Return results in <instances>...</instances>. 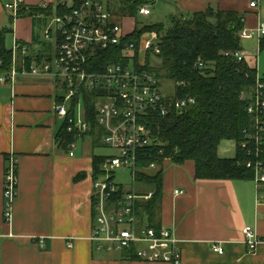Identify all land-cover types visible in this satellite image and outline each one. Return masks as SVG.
<instances>
[{
    "label": "crops",
    "instance_id": "0c3cea01",
    "mask_svg": "<svg viewBox=\"0 0 264 264\" xmlns=\"http://www.w3.org/2000/svg\"><path fill=\"white\" fill-rule=\"evenodd\" d=\"M12 1L0 0V31H7V49L12 51L17 43L27 46V70L34 61L53 60L56 42L45 36L52 18L37 12L13 20L5 10ZM25 2L30 8H41L56 0ZM159 2L184 19L208 8L235 11L245 16L246 30L254 27L253 14L259 22L264 18V0L258 9L250 8L251 0ZM123 27L127 35L136 29ZM22 60L17 63L20 74L15 81H0V264H164L132 259L129 252L96 250L91 241L93 158L108 155H96L83 146L81 155L74 151L71 157L70 149L57 142L64 122L56 116L54 104L64 91L51 75L23 72ZM87 137L93 148L104 146L96 135L80 139ZM222 145L221 158L236 157L237 143L236 148ZM10 155L18 160L19 186L12 220L6 223L4 179ZM177 190L184 193L176 195ZM158 226L173 231L182 253L181 264H264V243L250 252L244 235V229L251 227L264 239V191L257 194L255 180H197L193 162H167ZM214 245H221L224 254H218Z\"/></svg>",
    "mask_w": 264,
    "mask_h": 264
},
{
    "label": "built area",
    "instance_id": "2783aa9c",
    "mask_svg": "<svg viewBox=\"0 0 264 264\" xmlns=\"http://www.w3.org/2000/svg\"><path fill=\"white\" fill-rule=\"evenodd\" d=\"M160 0H153L152 4L140 8L139 14L150 16L151 5ZM261 0H251L250 8L258 9ZM64 5L69 9L62 15H55L52 23L46 29L47 39L56 42L54 59L34 61L27 70L29 50L27 46L17 43L13 50V68L7 74L0 76L2 83L15 81L20 71L17 63L22 58L23 72L31 75H51L56 80L64 95L54 104L56 116L67 123V130L76 139L84 136H100L104 146L118 150L116 156H107L102 164L103 175L94 180L92 201L95 205L96 217L91 235V241L98 251L130 252L136 248L139 260L150 263L181 264L182 253L178 240L173 231L167 227L159 230L143 226L137 227L135 206L138 201L150 200L154 193L139 195L134 191L124 189L121 199H116L120 185L115 182V173L119 169H129L135 182L138 172V152L154 145L152 131L149 128L150 119L166 118L175 112H184L196 104L194 97H177L164 95L162 80L154 71L152 62L150 68L146 66L147 54L151 59H158L160 54L159 35L156 32L148 34L142 39L138 50L134 43L126 44L122 48L119 62L107 65L103 70L90 71L100 52L111 48H119L127 37L121 18L116 15L114 6H109L102 0H85L79 5L74 0H68ZM45 4L41 8L46 9ZM5 10L13 20L29 13L31 8L25 0H13L5 5ZM257 37L264 38V23L256 32L250 33L246 29L240 34L241 39ZM20 56V58H19ZM245 62L250 67L258 69V59L253 57L254 66L250 65L251 56L243 51L226 53ZM3 61L0 59V65ZM176 84L175 86H179ZM88 91L96 94L95 111L98 129H94L88 121V113L84 105V93ZM248 96L242 95L245 99ZM62 99V100H61ZM77 99L74 112L71 114L72 101ZM264 111V84L258 80L257 88L250 97L247 106L249 115L256 118V133L262 130L259 115ZM101 130L103 134L100 135ZM259 144V137H256ZM249 140L242 142L246 148ZM75 141L71 143L69 155L74 156ZM255 169L257 194L264 191V165L260 162L249 163ZM157 164L152 163L146 168L156 170ZM18 160L14 155L7 157L4 179V220L10 223L13 217V206L18 197ZM177 190L176 195L183 194ZM245 244L250 252H254L258 245L264 243L256 231L251 227L244 229ZM1 238V236H0ZM68 247L73 248L69 242ZM213 249L220 255L224 254L221 245H214Z\"/></svg>",
    "mask_w": 264,
    "mask_h": 264
},
{
    "label": "trees",
    "instance_id": "16d2710c",
    "mask_svg": "<svg viewBox=\"0 0 264 264\" xmlns=\"http://www.w3.org/2000/svg\"><path fill=\"white\" fill-rule=\"evenodd\" d=\"M85 0H74L79 5ZM109 6H116V15L137 19L142 6L152 4L153 0H102ZM68 0H56L54 4L44 8H31L22 16L43 13L54 17L69 12L64 5ZM245 30V16L235 11H220L208 8L184 19L173 15L170 24L144 26L136 28L127 35L123 45L99 53L90 71L103 70L107 65L120 60L122 48L134 43L139 50L146 34L156 32L159 35L160 54L153 68L159 79L172 81L177 86V97H194L196 104L184 112H175L166 118L150 119L154 145L138 152V172L135 182L150 185L154 193L150 200L136 203L135 215L137 227H153L159 230L158 215L161 210L163 174L167 162L184 165L195 164L197 180H243L255 179V169L249 167L260 162L264 165V111L259 115L262 130L256 133V118L247 112L250 97L260 80L264 84L258 69L245 62H239L226 53L242 51L240 34ZM7 31H0V76L12 70L13 54L5 44ZM261 51H264V39L261 40ZM152 62L147 54L146 66ZM248 97L243 99L242 95ZM96 94L86 91L84 105L88 113V121L94 129L96 123ZM62 100V99H61ZM77 99L72 101L71 114L74 112ZM103 134L102 130L100 135ZM259 144H256V137ZM76 136L67 130L64 122L57 142L69 148ZM250 143L243 148L242 142ZM100 142V136L97 137ZM223 141L237 143L236 157L221 158L219 148ZM107 156L93 158L94 179L103 175L102 164ZM152 163L157 169L146 170ZM124 187L120 189L116 199H121ZM139 195H146L141 193ZM93 220L96 217L95 205H92ZM132 259H138L136 248L129 252Z\"/></svg>",
    "mask_w": 264,
    "mask_h": 264
},
{
    "label": "rangeland",
    "instance_id": "374dc122",
    "mask_svg": "<svg viewBox=\"0 0 264 264\" xmlns=\"http://www.w3.org/2000/svg\"><path fill=\"white\" fill-rule=\"evenodd\" d=\"M164 2H158L153 5H151V11L152 14L150 16H142L139 15L137 19L131 20H123L122 18L118 19L119 24H124L126 26V29L128 31H132L134 28H142L144 26H152V25H157V24H163L165 27H168L170 24V18L172 15V12H168L164 6ZM114 10L117 11L116 6H114ZM177 15V14H175ZM254 18L252 20V24H254L253 28H248L247 31L250 33L256 32L258 27L260 26L261 23H264V18L256 20L255 17L258 18L257 14H253ZM50 18L53 19V17L50 16ZM124 22V23H123ZM52 21H50V24ZM149 36L146 34L144 36V39H147ZM260 41L257 37L254 38H248V39H242L241 45L244 49V53H246L249 56H254L256 59H258V73L261 78H264V51H261L260 49ZM152 60V65L155 66L158 62L157 60ZM162 89L164 95L168 96H174L176 93V86L175 83L172 81L168 80H162ZM77 148L74 149L76 152L77 156L81 155L82 153V148L83 146L89 147L90 151L94 154H99V155H108V156H116L119 154L118 150H114L112 148H108L105 146H97L94 147L91 145L92 144V139L90 137H87L85 139H78L77 140ZM222 148L225 146L228 147H233L235 145L236 148V143L234 141H223L222 142ZM115 182L118 185H122L125 190L127 191H134L137 194L141 193H148L152 187L150 185H144L139 182H134L133 178L131 176L130 170L129 169H119L115 173Z\"/></svg>",
    "mask_w": 264,
    "mask_h": 264
}]
</instances>
